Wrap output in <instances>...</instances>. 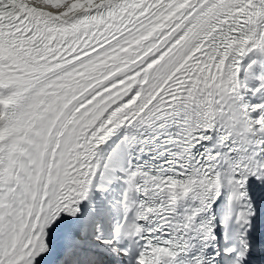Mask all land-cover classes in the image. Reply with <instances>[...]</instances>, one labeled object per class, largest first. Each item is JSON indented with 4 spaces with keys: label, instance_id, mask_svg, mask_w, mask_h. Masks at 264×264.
I'll use <instances>...</instances> for the list:
<instances>
[{
    "label": "snow or ice",
    "instance_id": "obj_1",
    "mask_svg": "<svg viewBox=\"0 0 264 264\" xmlns=\"http://www.w3.org/2000/svg\"><path fill=\"white\" fill-rule=\"evenodd\" d=\"M0 264H264V0H0Z\"/></svg>",
    "mask_w": 264,
    "mask_h": 264
}]
</instances>
